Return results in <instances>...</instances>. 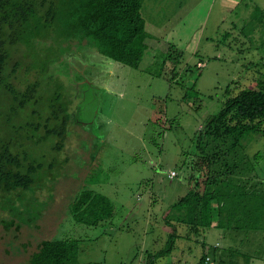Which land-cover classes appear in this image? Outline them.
<instances>
[{
	"label": "rangeland",
	"instance_id": "rangeland-1",
	"mask_svg": "<svg viewBox=\"0 0 264 264\" xmlns=\"http://www.w3.org/2000/svg\"><path fill=\"white\" fill-rule=\"evenodd\" d=\"M141 16L151 47L138 69L84 43L51 68L49 85L43 77L35 108L40 119L34 121L39 136L46 131L56 83L70 88L63 94L71 117L57 154L56 138L26 140L33 108L10 118L12 97L0 92V143L16 140L19 151L43 161L45 172L52 165L50 175H59L38 190L42 213L31 224L25 214L20 222L0 206V264H24L39 242L50 239L77 240L78 264H200L204 245L223 248L206 264L231 263L230 231L219 227L193 233L177 225L174 250L156 255L170 235L168 209L204 174L195 140L206 121L240 91H264V0H142ZM169 48L182 55L178 62L169 60ZM43 56L41 62H49ZM22 79L13 80L19 91ZM246 146L248 156L260 154L264 171V136L255 135ZM81 190L108 198L113 219L97 227L76 223L69 204ZM12 219L20 230L6 232L3 222Z\"/></svg>",
	"mask_w": 264,
	"mask_h": 264
},
{
	"label": "trees",
	"instance_id": "trees-1",
	"mask_svg": "<svg viewBox=\"0 0 264 264\" xmlns=\"http://www.w3.org/2000/svg\"><path fill=\"white\" fill-rule=\"evenodd\" d=\"M141 9L142 0H0V92L4 90L12 97L10 118L18 116L28 106L33 108L30 122L26 124L31 136L26 140L40 143L56 138V143H51L54 145L52 151L57 154L63 148L65 128L71 117L67 112L69 102L63 92L70 89L69 86L56 83L48 100L50 117L44 124V136H39L40 124L34 123L35 119H40L35 108L43 77H47L49 85L53 78L50 71L54 70L51 68L66 62L73 47L91 44L104 58L138 69L144 53L151 47ZM37 53L44 59L43 55L47 53L49 62H41ZM16 55L19 56L17 59ZM181 56L169 48L170 61L178 62ZM27 58L31 59L29 64L25 63ZM21 76L24 86L19 91L13 80ZM52 121L56 127L46 128ZM20 131L21 128L17 130L16 138L22 134ZM259 134L264 136L262 90L240 91L208 118L195 140L198 164L203 167L204 174L198 176L194 184L191 182L188 193L168 209L167 215L173 213V218L166 220L170 235L166 247L156 257L169 255L174 250L176 240L180 238L177 225L189 227L193 233L218 227L229 230L232 210L233 215H237L236 206L246 202L260 206V198L254 192L244 191L247 183L235 181V175L245 171L246 145ZM18 143L16 140L0 143V206L20 222H24L22 215L25 214V223L31 224L42 213L38 190L46 181L59 175H50L52 165L45 172L43 161L19 151ZM252 157L256 161L261 158L259 153ZM52 162L56 165L55 160ZM69 212L76 223L89 227H97L114 216L111 201L91 190H81L69 204ZM245 216L256 220L257 211L243 212L236 223L244 222ZM3 224L6 232L13 228L20 230V224L13 219ZM203 249L200 264H206L209 255L213 257L218 251L205 245ZM78 253L77 240H43L29 253L24 264H78Z\"/></svg>",
	"mask_w": 264,
	"mask_h": 264
},
{
	"label": "crops",
	"instance_id": "crops-1",
	"mask_svg": "<svg viewBox=\"0 0 264 264\" xmlns=\"http://www.w3.org/2000/svg\"><path fill=\"white\" fill-rule=\"evenodd\" d=\"M243 162L246 164L245 171L240 175H235V181L246 182L244 191L254 192L260 198V202L257 200L260 206H252L251 203L246 202L245 205L236 206L237 215H233L232 210L229 227L230 241L228 240V243L230 242L228 245L230 264H264V177H260L261 174L264 175V171L260 168L263 164L248 155L243 158ZM254 210L257 211L256 220L245 216L244 222L236 223L243 212ZM214 247L221 253L222 246L215 245Z\"/></svg>",
	"mask_w": 264,
	"mask_h": 264
},
{
	"label": "built area",
	"instance_id": "built-area-1",
	"mask_svg": "<svg viewBox=\"0 0 264 264\" xmlns=\"http://www.w3.org/2000/svg\"><path fill=\"white\" fill-rule=\"evenodd\" d=\"M169 177L170 178H174L175 177V173H171L170 175H169ZM209 259H207L206 261H208Z\"/></svg>",
	"mask_w": 264,
	"mask_h": 264
}]
</instances>
